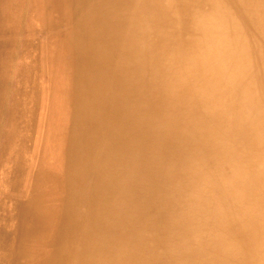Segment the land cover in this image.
<instances>
[{"label": "rangeland", "instance_id": "rangeland-1", "mask_svg": "<svg viewBox=\"0 0 264 264\" xmlns=\"http://www.w3.org/2000/svg\"><path fill=\"white\" fill-rule=\"evenodd\" d=\"M247 2L0 0V264H78L81 253H95L98 220L102 242L116 236L101 247L107 264L138 230L155 257L129 264H212L214 253L220 264H264V59L255 52L264 41V0ZM131 10L133 22L125 17ZM251 10L260 16L249 25ZM216 39L226 50L219 60ZM117 41L127 50L135 43L137 56H117ZM117 62L135 66L132 87L124 72L122 97L144 110L149 134L131 164L116 159L115 166L131 167V195L109 216L97 193L98 147L112 139ZM160 126L158 153L148 140ZM144 173L158 200L144 209L146 227L133 221ZM137 247L122 249L119 264Z\"/></svg>", "mask_w": 264, "mask_h": 264}, {"label": "bare ground", "instance_id": "bare-ground-1", "mask_svg": "<svg viewBox=\"0 0 264 264\" xmlns=\"http://www.w3.org/2000/svg\"><path fill=\"white\" fill-rule=\"evenodd\" d=\"M263 0H250V2H247L246 6L252 5L253 2H256L255 4H253L254 6H258L260 5L259 3H262ZM252 2V3H251ZM99 3V2H98ZM250 3V4H249ZM99 8V7H98ZM133 8V7H132ZM135 10V9H134ZM151 11V10H150ZM115 13V12H114ZM113 13V14H114ZM163 15V13H162ZM102 16V15H101ZM248 16V17H247ZM258 16H260V12L258 10L257 13H253L252 10L250 11V13H247L244 15V19H246L247 24H255V22L258 21ZM126 18H128L131 22H133V14H132V10L130 13V17L125 16ZM155 17V16H154ZM158 17V16H157ZM96 18V17H95ZM125 18V19H126ZM163 18V17H162ZM157 20V19H156ZM151 21V20H150ZM159 21V19H158ZM191 21V20H190ZM100 23V20H99ZM107 24V23H106ZM155 24V23H154ZM193 24V23H192ZM99 26V25H98ZM97 26V27H98ZM111 26V25H110ZM186 26V25H185ZM96 27V28H97ZM101 27V26H99ZM107 27V26H105ZM161 27V25H160ZM91 30V29H90ZM115 29H112V31ZM108 31V30H107ZM119 31V30H118ZM132 31V30H131ZM161 31V30H160ZM163 31V30H162ZM220 31H217L216 33H219ZM111 33V32H110ZM109 33V34H110ZM162 33V32H159ZM96 34V33H93ZM98 34V33H97ZM128 35V34H127ZM197 34H195L196 36ZM200 35V34H199ZM252 35H256V37L258 38V35H260V32L254 30L252 31ZM117 38L120 40V42H122L125 39V35L123 34V32H117L116 33ZM120 36V38H119ZM110 37V35H109ZM115 37V36H114ZM131 37V36H130ZM109 39V38H108ZM132 38H129V40H131ZM217 43L219 45L218 48H215L213 55L219 60V58L221 56H223L226 53V50L223 48V44L222 41L220 39H216ZM261 40V39H260ZM262 41V40H261ZM119 41H117V46L115 49V54L118 56V54L120 55L121 52H125L127 55L131 56L134 59V56H137V51L135 48V43H132V45L128 48V50L122 45V44H118ZM126 42V40L124 41ZM206 42V41H205ZM204 42V43H205ZM199 43V42H198ZM113 45V44H111ZM99 46V45H98ZM137 46V45H136ZM196 46V45H195ZM204 46V45H203ZM258 47L257 50H255L256 53L259 54L261 60L264 59V41H262V43L260 42V46L258 43ZM141 48V47H140ZM189 48V47H188ZM187 48V50H188ZM191 48V47H190ZM202 48V47H201ZM205 48V47H204ZM142 49V48H141ZM191 50V49H190ZM194 50V49H193ZM250 52V50H248ZM253 51V50H252ZM186 52V50H185ZM205 52V51H204ZM245 53H247V51H244ZM110 53V52H109ZM191 53V51L189 52ZM139 54V53H138ZM204 54V53H203ZM210 54V53H208ZM115 55V56H116ZM211 55V54H210ZM141 56V55H140ZM162 56V55H161ZM190 56V55H189ZM205 56V55H203ZM109 58V57H108ZM114 58V56H113ZM117 58V57H116ZM122 58V57H121ZM130 58V57H129ZM142 58V56H141ZM204 58V57H203ZM206 58V57H205ZM208 58V56H207ZM193 61L195 62L194 58L192 57ZM216 59V60H217ZM109 60V59H108ZM107 60V61H108ZM123 60V59H122ZM191 60V59H190ZM199 60V59H198ZM214 59V61H216ZM217 60V61H218ZM114 61V60H113ZM193 61H192V65H193ZM200 61V60H199ZM198 61V62H199ZM188 62V61H186ZM213 62V61H211ZM217 63V62H216ZM244 64V66H248V60L242 62ZM198 64V63H197ZM196 64V65H197ZM206 64V63H205ZM204 64V65H205ZM211 64V63H210ZM242 64V65H243ZM200 65V64H199ZM203 65V64H202ZM191 66V65H190ZM189 66V67H190ZM135 66H130V67H125L123 64L119 65V63L117 62V67L115 65L114 67V75H115V83H116V88L114 90V95L111 101V106L110 108H108L110 110V113H112L114 115V121L113 119L110 121L111 125H110V134L112 136V139H108V138H104V142H101V148L100 146L98 147V152L99 155L101 153L102 156V162L103 165H100L97 169V172L100 174L99 176V183H100V189L97 190L98 193V199L101 201L102 206L105 210V213H108L109 216H113L115 215L119 210L120 206H121V201L123 200V198L126 196V198L130 199V195H131V191H130V187H131V182H130V176H125L126 174L131 173V167L129 169H126V165L131 164L132 161V153L133 150L138 149V146H143L146 142V138L147 135L149 134V129L142 131V124H144V119L145 118V114H144V110H142L141 107H139V110L137 109V107L135 106L136 104L134 102H132V104L130 103V101H127V97L123 98L122 97V93L127 90L126 89V79H125V71H128V73L130 74V80L129 82H127V85H129L130 87L133 86L134 83V79L133 76L135 73L134 69ZM194 67V66H193ZM197 67V66H196ZM201 67V65H200ZM220 68V67H219ZM223 68V66H222ZM221 68V70H222ZM197 69V68H196ZM203 69V68H202ZM205 69V67H204ZM207 69L208 66H207ZM211 71V70H210ZM220 71V70H219ZM224 71V69L222 70ZM201 73V70H200ZM215 73V72H214ZM213 73V74H214ZM157 74V73H156ZM205 74V73H204ZM226 74V72L224 73ZM220 75H221V71H220ZM112 76V75H111ZM110 76V77H111ZM206 76V75H205ZM222 76V75H221ZM216 77V76H215ZM218 78V77H217ZM227 78V77H226ZM112 79V78H111ZM84 80V79H83ZM202 80V79H201ZM221 79H219L220 81ZM224 80V79H223ZM222 80V81H223ZM91 81V80H90ZM210 81V80H209ZM253 82V81H252ZM95 83V82H94ZM206 83V82H205ZM219 83V82H218ZM225 84V83H224ZM232 84V83H231ZM255 84V83H254ZM94 85V84H93ZM87 86V85H86ZM127 86V87H129ZM201 86V85H200ZM203 86V85H202ZM205 86V85H204ZM223 86V85H222ZM88 87V86H87ZM203 88V87H201ZM207 89V88H206ZM221 89V88H220ZM255 89V88H254ZM210 90V89H209ZM253 90V88H252ZM83 92L88 96V90ZM88 92V93H87ZM96 93V91H95ZM121 93V94H120ZM224 93V92H223ZM109 94V93H108ZM80 95V94H78ZM218 95V94H217ZM97 96V94H96ZM99 96V94H98ZM223 96V95H222ZM80 97V96H79ZM225 97V96H224ZM82 99V98H81ZM209 99V98H208ZM212 99V98H211ZM92 100V99H90ZM212 101V100H211ZM91 102V101H90ZM128 103H130L128 105ZM220 103V102H219ZM218 103V104H219ZM221 104V103H220ZM231 106V105H229ZM96 107V106H95ZM236 106H233V108ZM214 108V107H213ZM232 109V108H231ZM238 109V108H237ZM236 109V110H237ZM230 110V109H229ZM246 110V109H245ZM215 111V110H214ZM232 111V110H231ZM199 112V111H198ZM204 112V111H203ZM225 112V111H223ZM210 113V112H209ZM214 114V113H213ZM225 114V113H224ZM242 115V114H241ZM91 116V115H90ZM246 116V115H244ZM243 116V117H244ZM106 117V116H105ZM213 117V116H212ZM242 117V116H241ZM249 117V116H248ZM251 117V116H250ZM110 118V117H109ZM247 118V117H246ZM209 119V117H208ZM218 119H220L218 117ZM222 119V118H221ZM225 119V118H224ZM248 119V118H247ZM206 120V119H205ZM77 122V121H76ZM209 122V121H208ZM207 122V123H208ZM226 123V122H225ZM223 122V124H225ZM235 123V122H234ZM249 123V122H248ZM107 124V123H106ZM188 124V123H187ZM227 124V123H226ZM201 125V124H200ZM222 125V123H221ZM109 126V125H108ZM202 126V125H201ZM225 126V125H224ZM233 126V125H232ZM247 126V125H246ZM190 128V127H189ZM226 127H224L225 129ZM162 126H160L159 130H156V127H154V131H155V135L153 134L152 136H150V141L148 140V143L152 146V147H156V152H160V150L162 149V136H161V132H162ZM214 129V128H213ZM82 130V129H81ZM200 130V129H199ZM218 130V129H216ZM103 131V130H102ZM204 131V130H202ZM219 131V130H218ZM217 132V131H216ZM224 132V130H223ZM253 132H255L253 130ZM80 134V133H79ZM92 134V133H91ZM220 135V134H219ZM74 136V135H73ZM88 136V135H87ZM208 136V135H207ZM80 137V136H79ZM79 140V139H78ZM138 141V144L136 145V141ZM140 142V143H139ZM255 143V142H254ZM83 145V144H82ZM105 145V146H104ZM107 145V146H106ZM195 145V144H193ZM233 147V146H232ZM144 148V147H143ZM143 148L139 147L140 151H145L143 150ZM227 147H225L224 149H226ZM230 151V150H229ZM97 152V155H98ZM241 152V151H240ZM263 152V151H262ZM91 152H89L90 154ZM191 154V153H190ZM189 154V155H190ZM98 155V158H99ZM201 155V154H200ZM96 156V155H95ZM238 156V155H237ZM264 156V155H263ZM121 158H125L127 159L128 163L126 165H118L116 164L115 166V162L116 159L121 160ZM235 158V157H234ZM239 158H236V160ZM234 161V160H233ZM180 162V161H179ZM240 162V161H239ZM183 163V162H182ZM207 163V162H206ZM199 164V163H198ZM208 165V164H207ZM232 165V163H231ZM234 165V164H233ZM255 165V163H254ZM97 166V165H96ZM205 166V165H204ZM209 166V165H208ZM233 167V166H231ZM238 167V166H237ZM96 168V167H95ZM246 168V167H245ZM253 168V166H252ZM235 170V169H234ZM237 170V169H236ZM235 170V171H236ZM244 170V169H243ZM241 170V171H243ZM93 171V170H92ZM233 171V170H232ZM95 172V170L93 171ZM213 173V172H212ZM210 174V173H209ZM230 174V173H229ZM243 174V173H242ZM236 175V174H235ZM201 176V175H199ZM228 176V175H227ZM237 177V176H236ZM94 178V177H93ZM150 180V177L148 178L147 173H144V181L141 184V190H140V197H141V201H140V207L137 208V215H135L133 217V221H137V219H140L143 221V226L146 227L145 225L149 224V218H147V215L145 213L146 208L149 207V209H151V198L154 201H157V198H154L152 196H154V193L151 194L149 191H146L148 185L150 184L148 181ZM159 180V179H158ZM92 181V180H91ZM162 181V180H161ZM160 180L157 181V183L159 182V186L162 189V184L164 187V182H161ZM224 181V180H223ZM241 181V180H240ZM147 182V184H146ZM235 182V181H234ZM236 183V182H235ZM110 184V185H109ZM113 184V185H112ZM242 184V183H241ZM112 185V187H111ZM215 185V184H214ZM236 185V184H235ZM127 186H129L128 191L126 190ZM230 186V185H229ZM110 187L111 188V194H109L107 192V189ZM112 188L114 189L112 191ZM230 188V187H229ZM232 189V188H231ZM262 189V188H260ZM168 190H171V187H168ZM212 190V189H211ZM233 190V189H232ZM160 193V192H159ZM172 195V194H171ZM160 198H161V193H160ZM78 203V202H76ZM78 205V204H77ZM58 206V205H57ZM128 206V205H127ZM83 209V208H82ZM79 211V210H78ZM239 211V210H238ZM241 212V211H240ZM72 214V213H70ZM84 214V213H83ZM124 214V213H123ZM127 214V213H126ZM126 216V215H125ZM124 216V217H125ZM252 215L251 217L247 218L246 220L250 221L253 219ZM71 217V216H70ZM69 217V218H70ZM116 217V216H115ZM72 218V217H71ZM79 219V218H78ZM245 219V217H244ZM84 220V219H83ZM146 220V221H145ZM71 221V220H70ZM105 221V220H104ZM102 221V227L104 228V225H106L107 227H116L117 224L114 221V223L111 225L107 222ZM55 223V222H54ZM69 223V222H68ZM98 228L96 231H94L93 234V238L91 239V241L94 243L93 246L96 245L95 248V253L93 256L91 257H87L85 256L86 253L84 254V256H82V253L80 255V264H81V260H82V264H107V260H105L104 258L106 257V255H108L107 252H104L103 249H101V247L103 246V244H108L112 247V245L115 242V237L114 234H110L109 239L108 238H103V242L102 239L100 238L101 235L96 236V232H99L100 230H102V228L100 227L101 222L100 220H98ZM104 223V224H103ZM71 225V222H70ZM83 225V224H82ZM128 225L131 226L132 225V219L129 220ZM53 226V224H52ZM70 227V226H69ZM106 227V228H107ZM52 228V227H51ZM82 228V226H81ZM133 228V227H132ZM135 228V227H134ZM228 228V227H227ZM232 228V227H231ZM100 229V230H99ZM110 229V228H109ZM113 229V228H112ZM52 231V230H51ZM111 231V230H110ZM115 231V230H114ZM82 232H83V228H82ZM234 232V231H233ZM29 233V232H28ZM105 234V232H103ZM172 233V232H171ZM245 236L248 239V242L251 241L252 236L254 237V232L252 229V226L250 227L249 225L247 226V230H245ZM52 234V233H51ZM169 234V231H168ZM49 235V234H46ZM103 235V234H102ZM96 236V237H95ZM133 237H136L135 240L133 241ZM68 239V238H67ZM144 237L142 235L141 230L136 231V234H129L127 236V238L122 239V241L119 242L118 247L119 250L118 252L114 251L112 249V251L110 252V255H113L112 260L109 264H119V260H121L120 258L121 256V251L122 249L124 250L125 247H128L130 245L133 246H138L136 249H131V255H127L128 258H123V262L124 264H129L132 262V259H138L139 261L143 262L144 260H149L151 257L154 258L155 256L152 255V250L151 248H149V246L147 245V242L143 241ZM80 244H84V240L82 239V241L79 242ZM89 246V241L87 242V245ZM105 247V246H103ZM74 248V247H73ZM112 253V254H111ZM47 255V254H46ZM45 256V255H44ZM231 257V256H230ZM143 258V259H142ZM69 259V258H68ZM223 261V256L221 254L218 253H214L213 254V259L210 260V262L212 264H220ZM78 263V264H79ZM71 264H73L71 262ZM244 264H246L244 262ZM263 264V262H262Z\"/></svg>", "mask_w": 264, "mask_h": 264}]
</instances>
